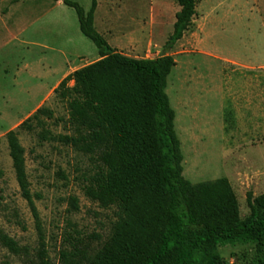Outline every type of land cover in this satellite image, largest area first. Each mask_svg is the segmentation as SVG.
<instances>
[{"label":"rangeland","instance_id":"obj_1","mask_svg":"<svg viewBox=\"0 0 264 264\" xmlns=\"http://www.w3.org/2000/svg\"><path fill=\"white\" fill-rule=\"evenodd\" d=\"M71 1L91 9L92 0ZM97 2L95 28L111 47L136 59L174 58L167 94L183 176L193 185L227 178L246 218L248 194H264V0H198L192 26L172 50L165 45L177 0ZM99 58L63 0H0V227L19 246L15 253L0 245V264H33L42 244L59 264L62 251L98 249L112 233L117 209L85 195L98 161L60 142L77 128L59 85L48 94L60 76ZM39 109L46 112L34 119ZM11 131L25 148L38 220L16 179ZM217 252L225 264H258L254 245Z\"/></svg>","mask_w":264,"mask_h":264},{"label":"trees","instance_id":"obj_2","mask_svg":"<svg viewBox=\"0 0 264 264\" xmlns=\"http://www.w3.org/2000/svg\"><path fill=\"white\" fill-rule=\"evenodd\" d=\"M63 2L76 11L81 32L100 58L60 83L77 136L59 140L97 159L85 195L103 208L117 209L118 220L98 249L64 250L59 264H225L217 248L236 243L254 245L258 264H264V194H248L250 213L242 219L227 178L193 185L183 176L176 113L167 94L174 58L167 53L157 59L122 54L95 28L97 0L87 13L74 1ZM177 2L180 11L166 50L182 40L196 15L198 0ZM45 112L39 109L33 118ZM8 143L21 194L38 220L25 148L14 131ZM71 204L78 209L77 199ZM0 245L19 251L1 227ZM33 264H54L44 244Z\"/></svg>","mask_w":264,"mask_h":264},{"label":"crops","instance_id":"obj_3","mask_svg":"<svg viewBox=\"0 0 264 264\" xmlns=\"http://www.w3.org/2000/svg\"><path fill=\"white\" fill-rule=\"evenodd\" d=\"M123 54V53H122ZM74 72V71H73ZM70 74H72L71 72L70 73H68V74H65V75H62V76H60L58 79H57V81H56V83L54 84V89L52 90V88L49 90V92H48V94L49 93H51V92H53L56 88H57V86L58 85H60V83L67 77V76H69Z\"/></svg>","mask_w":264,"mask_h":264}]
</instances>
